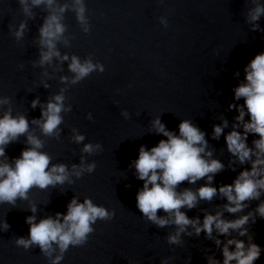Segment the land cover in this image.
I'll use <instances>...</instances> for the list:
<instances>
[{
    "label": "water",
    "instance_id": "water-1",
    "mask_svg": "<svg viewBox=\"0 0 264 264\" xmlns=\"http://www.w3.org/2000/svg\"><path fill=\"white\" fill-rule=\"evenodd\" d=\"M264 3V0H260ZM91 30L84 33L72 11H66L64 23L71 34L70 46L58 44L63 52L76 54L82 59L89 54L94 62H101L104 72L91 75L71 85L66 91L72 109L62 113L63 123L59 139L45 137L35 125L31 130L45 140L42 151L52 157V163H65L71 169L79 164L81 156L96 163L91 173L74 183L46 189L33 188L28 201H17L16 207L0 204V222L9 223L7 231L0 229V264H50L39 246L24 249L15 244L18 236H28L26 217L32 215L30 203H35L37 220L57 212L66 213L73 196L83 201L89 197L94 203L114 210L110 220H97L95 231L83 246H70L59 264H160L165 257H173L169 264H206L205 255L222 260L220 249L204 233L200 236H183L182 246L169 245L166 236L174 226L157 228L137 207L136 194L143 186L137 179L133 161L138 158L139 147L155 146L160 139L151 122L157 116L171 130L179 133V123L189 119L206 133L214 158L228 163L226 141L212 138L213 124L224 116L231 129L238 113L228 109L234 101L233 88L244 78L245 65L259 52H264V16L253 30L246 20L249 0H85ZM35 19L26 18L18 0H0V95L11 97L13 114H25L29 121L40 118L38 105L59 91L64 85L60 75H71L67 62L63 72L41 84V68L33 67L38 58L34 38L46 15L43 7L34 8ZM167 18L165 27L160 17ZM28 20V30L19 43L9 30ZM20 65H23L21 67ZM51 71V69H50ZM239 71L237 78L234 74ZM243 99L237 103H243ZM7 107V106H4ZM127 110L129 117L121 115ZM92 119H88V114ZM247 119V117H246ZM84 134L85 141L71 140L72 129ZM253 135L249 134L251 143ZM258 138V137H257ZM26 137L10 143L6 148L11 160L19 157L27 147ZM102 144L103 150L86 154L83 143ZM250 167V165L248 166ZM225 168L214 177V185L231 183L238 172ZM183 182L179 187L196 188ZM226 200L201 201L192 210L182 209L189 217L199 215L201 209L212 212L215 205ZM253 201L251 207H255ZM246 209L245 211H247ZM158 215H164L162 210ZM225 215H230L225 213ZM255 241L264 246V220L251 225ZM215 235V233H214ZM233 235H235L233 233ZM222 240L226 239L221 237ZM207 249V253H205ZM188 257L192 259L189 261ZM256 264H264V254Z\"/></svg>",
    "mask_w": 264,
    "mask_h": 264
},
{
    "label": "clouds",
    "instance_id": "clouds-1",
    "mask_svg": "<svg viewBox=\"0 0 264 264\" xmlns=\"http://www.w3.org/2000/svg\"><path fill=\"white\" fill-rule=\"evenodd\" d=\"M249 2L252 6L246 10V20L253 30H257L259 25L256 22L264 16V3L260 0ZM18 3L28 19H35L34 8L43 7L46 12L38 36L34 38L38 58L32 61L33 67L39 66L42 70L41 84L45 88L50 87L47 81L55 78V73L63 72L65 62L71 75L59 76L64 86L46 102H41L39 97L31 101L32 108L39 105L41 110L40 118L31 121L23 113L13 114L11 97L0 95V204L6 203L12 207H16L18 200L28 201L29 192L34 187L43 190L65 182L71 184L74 183L73 176L80 178L84 173L95 170V161L87 162L83 155L80 163L72 164L71 169L65 163H52L51 155L42 151L45 140L31 130L30 125H35L45 137L59 139L62 131L60 125L64 121L62 113L72 109L71 103H66L69 99L66 95L68 87L76 85L93 72L105 71L104 65L99 61L94 62L91 54L82 59L76 54L62 53L58 47V44L70 46V39L74 38L66 34V11L74 13L84 33L90 32L85 0H18ZM159 19L167 27V18L161 16ZM9 30L19 43L28 30V20H21L15 27L10 24ZM243 71L244 78L233 88L234 101L228 105L230 111L235 109L238 113L233 118L231 129L225 133L229 121L224 116L220 118V123L212 126V138L219 140L223 135L226 141L230 154L227 165L214 158L213 149L205 138L206 133L198 125L183 119L177 134L169 130L159 116L152 120L151 127L166 139H160L151 148L141 145L138 158L133 161L137 179L143 181L136 194L137 207L143 217L157 228L174 226L166 236L169 245L182 246L183 236L198 237L204 233L220 249L222 257L221 260L215 255L206 254V264H256L264 254V246L255 241L250 227L258 219L264 220V52L257 53ZM234 75L239 78V71ZM241 99L244 102L237 103ZM121 115L129 117L127 110H123ZM88 119H92L91 113ZM72 133L73 142L80 144L85 141L84 134L76 128L72 129ZM249 134L254 137L251 143L248 141ZM21 136L26 137L27 147L22 149L19 157L9 160L6 148L10 143L18 142ZM102 150L99 142L83 143L81 148V152L86 154ZM226 167L234 172L237 167L242 170L231 183H221L217 188L214 177ZM201 179L205 183L196 188L179 187L185 181L195 185ZM216 199L226 202L215 205L212 212L201 209L202 219L199 215L189 217L182 210H192L201 201L212 202ZM253 201L256 202L255 207H251ZM159 210L164 215H158ZM30 211L33 214L25 220L30 226L29 234L16 237L15 244L24 249L39 246L50 264H59L70 246L86 244L89 235L95 231L93 225L98 219L110 220L115 215L114 210L94 203L89 197L80 201L75 196L68 203L66 213L57 212L55 216L48 215L37 220L35 203H30ZM225 213L230 215L226 216ZM9 228L6 219L0 222V229L7 231ZM221 237L226 239L222 240ZM172 259L165 257L160 264H169ZM191 259L188 257L189 261Z\"/></svg>",
    "mask_w": 264,
    "mask_h": 264
}]
</instances>
